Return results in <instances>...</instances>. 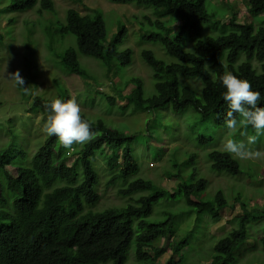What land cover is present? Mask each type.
<instances>
[{"label": "trees", "instance_id": "trees-1", "mask_svg": "<svg viewBox=\"0 0 264 264\" xmlns=\"http://www.w3.org/2000/svg\"><path fill=\"white\" fill-rule=\"evenodd\" d=\"M11 1L10 6L15 10L32 8L37 2H40V12L55 7V0ZM111 1L153 6L166 19L147 17L148 22L157 28L143 38L160 42L164 50L176 59L168 63L150 50L141 52L144 61L154 69L156 92L145 96L144 81L139 77L130 78L129 82L135 85L132 91L119 94L135 107L149 110L170 105L174 111H180L191 105L202 116L215 115L216 122L225 125L224 115L228 106L223 100L226 89L220 81L225 72L248 80L252 89L261 93L258 106L264 107V25L257 26L252 21L236 23L234 14L228 23L231 29H227V24H221V32L204 36L203 30L210 18L207 0ZM243 3L251 14L264 12V0H243ZM177 21L180 23L174 29ZM58 29L60 33H72L76 38V43L74 41L61 54L60 64L70 72L86 77L87 69L80 60L82 54L102 61L108 70L116 64L126 67L132 62L130 47L118 49L125 27L121 26L108 39L105 20L98 9L92 13H81L69 8L66 22L61 23ZM187 40L192 41L189 48L185 47ZM241 53L246 59L238 62ZM253 58L262 62L259 73L251 63ZM179 76L199 78L203 83L199 95L193 88L183 85ZM63 98L65 101V94ZM52 101L36 95L31 102L33 110L42 112L44 123L50 114L45 106ZM113 103L112 98L111 105ZM81 115L98 135L82 144L74 153L76 157L71 164L67 163L70 153H62L65 148L55 136L47 135L26 164L20 161H26L27 149L19 147L11 156L0 150V171H4L8 190L14 193L11 211L6 207L0 209V264H161L157 259L165 249L152 244L160 237L172 238L178 228L175 227L173 211H167L163 218L149 219L156 201L181 192L188 205L200 215L209 213L215 219L220 217V210L227 206L222 190H218L209 201L194 198L206 186L204 179L195 185L180 181L176 190L170 192L152 180L138 177L123 185L119 193L129 195L148 189L152 190L151 193L141 195L123 207H110L101 212L86 211V205L95 204L101 198L97 190L99 172L93 164L96 153L105 156L112 171L109 183L119 179L127 182L138 164L132 154L133 135L109 127L101 120H92L83 111ZM198 139L200 143L212 140L211 137ZM13 146L19 145L13 143ZM208 156L212 168L230 174L240 172L233 155L212 150ZM120 158L123 159L121 163ZM7 165L17 166L15 175L5 171ZM246 217V213L242 214L239 225L217 240L209 264H229L234 260V252L248 231ZM192 236L193 230H188L176 240L172 239L168 243L172 254L164 264H181L183 254L178 260L174 255L193 242ZM260 243L264 246V236ZM148 246L153 255L145 250ZM131 251L135 256L133 262L129 261Z\"/></svg>", "mask_w": 264, "mask_h": 264}, {"label": "rangeland", "instance_id": "rangeland-1", "mask_svg": "<svg viewBox=\"0 0 264 264\" xmlns=\"http://www.w3.org/2000/svg\"><path fill=\"white\" fill-rule=\"evenodd\" d=\"M11 2L0 0V150L11 156L19 147L27 149L26 161H20L26 164L47 136L42 131V112L31 108L34 96L42 95L62 101L63 94L66 100L75 98L81 111L90 119L101 120L109 127L134 136L132 154L138 164L127 182L119 179L109 183L112 171L107 166L105 156L96 153L93 164L99 172L97 190L101 198L95 204L86 205V211L101 212L110 207H123L141 195L151 193V189L129 195L119 193L123 185L138 177L152 180L155 185L165 187L170 192L176 190L180 181L195 185L198 180L204 179L206 186L194 198L209 201L218 190H222L227 206L220 210V217L215 219L209 213L200 215L193 210L181 192L156 201L149 219L163 218L167 211H173L175 227L178 228L172 238L160 237L153 242V246L165 249L157 260L164 264L172 254L168 243L193 230V242L174 257L178 260L183 254L181 264H209L217 240L237 227L239 217L246 213V238L235 250L234 260L229 264H264V246L260 243V238L264 236V157L240 160L233 156L239 163L240 172L230 174L212 168L208 156L212 150L224 151L223 144L229 138L246 141V137L240 135L242 129L230 131L226 124L216 122L215 115L202 116L191 105L180 111H174L170 105L159 109H139L119 94L132 91L135 85L129 79L137 77L144 81L145 96L156 92L154 69L142 58L143 50L152 51L165 62L176 61L160 42L143 38L157 28L148 22L147 17L152 20L166 18L159 15L153 6L135 2L55 0L52 10L43 9L41 12L40 2L25 10L12 9ZM206 5L210 18L204 27V36L221 32V24H227V29H231L228 23L234 14L236 23L252 21L257 26L264 25V12L251 14L243 0H207ZM69 8L81 13L100 10L108 39L124 26L126 30L118 49L130 47L133 51L132 62L126 67L116 64L112 70H108L102 61L82 54L80 60L87 69L86 77L63 68V50L74 41L76 43L72 33L62 34L58 29L61 23L66 22ZM179 23H175L174 29L178 28ZM190 42L187 40L186 48H189ZM245 59V54L241 53L238 62ZM251 63L257 73L262 71L261 61L253 58ZM16 70L24 78L27 92L8 78V74ZM179 79L199 95L203 86L199 78L179 76ZM112 98L114 103L111 105ZM247 131L254 134L251 127ZM199 137H211L212 140L200 143ZM13 143L19 146H13ZM74 145L71 150L64 149L62 152L70 153L68 164L72 163L76 157L74 153L82 146ZM251 147L264 152V136ZM121 161L122 158L119 159ZM16 169V165L5 167V171L13 175ZM13 197L14 193L7 188L4 171H0V209L6 207L11 211ZM145 250L153 255L149 246ZM134 260L131 251L129 261Z\"/></svg>", "mask_w": 264, "mask_h": 264}, {"label": "clouds", "instance_id": "clouds-1", "mask_svg": "<svg viewBox=\"0 0 264 264\" xmlns=\"http://www.w3.org/2000/svg\"><path fill=\"white\" fill-rule=\"evenodd\" d=\"M8 78L25 92L28 91L19 70L9 73ZM220 81L226 89L223 95V100L228 106L224 115L226 127L230 131L242 129L240 135L246 137V141L227 139L223 144L224 151L240 160H255L264 157V152L251 147L257 144L260 137L264 136V107L258 106L261 93L254 91L248 80L238 78L232 72H225L220 77ZM45 107L50 114L42 131L48 136L57 137L65 149L71 150L75 147L74 144L87 143L98 135L92 130L91 123L82 118L81 107L75 98L66 101L57 98ZM249 127L253 129L254 134L248 133Z\"/></svg>", "mask_w": 264, "mask_h": 264}]
</instances>
